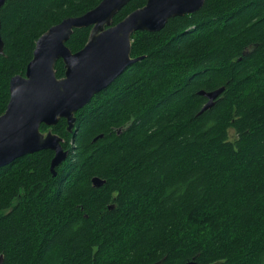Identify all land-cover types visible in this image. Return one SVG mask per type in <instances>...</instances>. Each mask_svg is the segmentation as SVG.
<instances>
[{"label": "trees", "instance_id": "1", "mask_svg": "<svg viewBox=\"0 0 264 264\" xmlns=\"http://www.w3.org/2000/svg\"><path fill=\"white\" fill-rule=\"evenodd\" d=\"M100 1H5L0 115L38 37ZM90 31L73 29L66 46L78 51ZM130 56L143 57L74 113L71 131L64 118L40 125L68 151L55 176L48 149L0 167L2 264H264V0H205L135 31ZM219 87L200 112L198 92Z\"/></svg>", "mask_w": 264, "mask_h": 264}, {"label": "water", "instance_id": "2", "mask_svg": "<svg viewBox=\"0 0 264 264\" xmlns=\"http://www.w3.org/2000/svg\"><path fill=\"white\" fill-rule=\"evenodd\" d=\"M5 1L0 0V8ZM129 1L101 0L84 14L64 18L38 37L24 74L14 75L9 81V99L0 115V167L48 149L53 151L49 170L55 176V168L66 159L68 151L62 147L60 136L51 131L43 136L40 125L51 127L64 118L71 131L74 113L128 65L142 59L143 56H130L131 36L135 31L157 32L170 18L198 11L205 0H146L142 7L112 24V17ZM82 27H91L89 37L81 49L72 52L65 43L73 29ZM58 59L65 67L61 78L55 74ZM223 90L224 87L200 90L198 93L206 98L200 112L212 107ZM91 182L95 187L104 183L99 177H92ZM2 261L0 256V264Z\"/></svg>", "mask_w": 264, "mask_h": 264}, {"label": "rangeland", "instance_id": "3", "mask_svg": "<svg viewBox=\"0 0 264 264\" xmlns=\"http://www.w3.org/2000/svg\"><path fill=\"white\" fill-rule=\"evenodd\" d=\"M48 131H50V130H48ZM48 131H46V132H42V133H43V136H45V135H46V133H47Z\"/></svg>", "mask_w": 264, "mask_h": 264}]
</instances>
